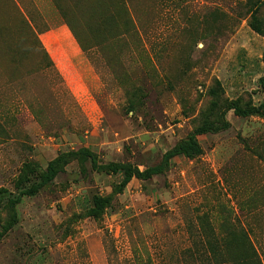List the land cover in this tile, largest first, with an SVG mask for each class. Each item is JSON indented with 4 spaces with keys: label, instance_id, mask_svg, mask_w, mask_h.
<instances>
[{
    "label": "rangeland",
    "instance_id": "374dc122",
    "mask_svg": "<svg viewBox=\"0 0 264 264\" xmlns=\"http://www.w3.org/2000/svg\"><path fill=\"white\" fill-rule=\"evenodd\" d=\"M262 78L264 0H0V264L264 263Z\"/></svg>",
    "mask_w": 264,
    "mask_h": 264
},
{
    "label": "trees",
    "instance_id": "16d2710c",
    "mask_svg": "<svg viewBox=\"0 0 264 264\" xmlns=\"http://www.w3.org/2000/svg\"><path fill=\"white\" fill-rule=\"evenodd\" d=\"M254 26V25H253ZM255 28L256 32L261 33V29L259 27H253ZM37 50L39 53H43L46 56H48V53L43 49L41 43L38 45ZM84 51V50H83ZM262 93H263V100L257 107H246L241 108L237 104L232 105V109L234 110L235 114L237 116L241 117H248L251 115H261L264 116V78L260 81ZM208 132L206 127H200L194 131V133L191 135V137L183 144L177 145L173 150H171L169 153L165 155L167 159H174L180 156H186V157H192L200 152L199 144L196 140V137L199 135H202L204 133ZM71 158L67 157L66 155L60 157L59 159L53 161L49 167L47 174L43 177L41 183L38 185L36 189L28 191V194L32 195L35 194L38 189L42 188L43 186L50 183L52 180L55 179L57 174L64 169V167L70 162ZM110 167L114 171H120L124 175V181L120 185V188H124L134 177H144L146 179L151 178L154 175L160 174L162 171L160 168H152L147 169L143 173H140L139 171H135L134 169H131V166L129 165H110ZM107 204V199L98 198L95 199V206L96 208H101ZM3 234H0V237H2ZM212 249V248H211ZM250 249L252 253V257L255 259L257 264H264L258 251L255 249L254 244H250ZM214 252V251H213Z\"/></svg>",
    "mask_w": 264,
    "mask_h": 264
}]
</instances>
